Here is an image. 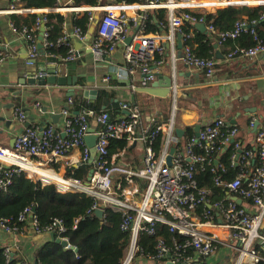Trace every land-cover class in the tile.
I'll return each instance as SVG.
<instances>
[{
	"label": "built area",
	"instance_id": "obj_1",
	"mask_svg": "<svg viewBox=\"0 0 264 264\" xmlns=\"http://www.w3.org/2000/svg\"><path fill=\"white\" fill-rule=\"evenodd\" d=\"M109 1L110 4L105 2L90 8L76 7L74 0H55L54 8L41 10L19 8L18 0H15L9 8L10 13H38L41 16L54 11L81 15L87 11L91 26L96 22L95 13L101 11L91 37L90 31L85 33L77 26H72L68 31L66 23L63 35L56 41H50L46 28L49 21L45 16L39 17L31 29L24 27L17 30L12 24V29L27 44V65L33 66L41 55L36 32L41 31L44 26L43 49H68L64 57L47 52L48 57L73 62L79 56L77 45L86 44L95 60H101L114 53L119 46H124L129 78H134L141 71L145 85L153 82L158 74L154 69L163 63L165 45L162 37L144 32L140 36L137 34L128 44L132 25L136 27L138 19L129 17L127 9L130 6L125 1ZM140 1L144 2L142 9L169 8L171 39L175 32L182 35V62L213 79L218 60L198 56L193 46L187 43L192 39L191 33L187 34L183 30L185 21L206 24L205 15L199 17L184 13L179 16L174 13L177 5L174 0ZM254 23L243 18L237 20L234 28L228 31H217L212 24L206 27L208 33L217 35L220 45L235 40L244 33L253 35L256 41L254 46L236 47L226 54L228 61L238 57L253 60L264 55V43L252 26ZM5 60L3 51L0 66ZM38 76L45 77V73L41 72ZM111 77L112 74L108 75L105 81H109ZM72 105L73 101L70 99L69 106ZM69 106L62 110L64 120L61 127L54 124L29 125L11 146L0 147V194L8 191L15 176L26 173L32 178H38L43 185H55L58 192H78L91 197L94 200L91 213L99 208L104 211V217L107 208L121 213L120 229L129 231L131 240L120 264H264V122L256 131L255 150L243 148L239 127L225 118H216L201 128L199 135L195 133L186 141L184 150L178 142L171 144L170 139H165L162 148L156 149V142L162 135L158 117L156 114L145 116L136 104L120 102V110L125 111V114L114 119L107 112L97 113L88 108L73 113ZM36 107L42 108L39 103ZM14 112L21 123L28 122V116L21 107H16ZM257 120H250L251 129H254ZM92 121L96 127L91 133ZM173 129L171 124L168 134ZM91 134L97 137L93 163L98 172L88 182L77 177H62L54 172L42 174L31 161V157L39 156L47 159L64 158L73 150H80L83 159L89 160L91 152L86 138ZM119 139L130 142L140 140L146 144L144 167L141 171L111 165V142ZM230 145L233 147L229 161L238 172L233 179L226 180V167L220 162L219 156ZM172 147L175 152L172 165H168L167 157ZM206 170L213 174L214 186L223 191L200 187L198 175ZM115 172L125 175L123 181H120L122 191L123 183L130 185L141 180V184H144L136 186L140 195L133 196L127 191L126 195L122 191H116L115 196L111 194ZM219 193L222 195L219 196ZM236 198L241 199L242 203L239 204ZM33 209L32 206L25 207L15 218L0 216V229L17 235L23 233L25 225L30 222L37 231L54 233L58 238L68 241L62 237L66 232L62 220L54 219L47 226L41 227ZM160 224L184 239L174 238L168 243L164 238L158 237L155 253H143L139 244L141 234L156 237ZM140 253L143 257L137 262ZM4 256L9 262L13 256L12 250L5 248Z\"/></svg>",
	"mask_w": 264,
	"mask_h": 264
},
{
	"label": "crops",
	"instance_id": "obj_2",
	"mask_svg": "<svg viewBox=\"0 0 264 264\" xmlns=\"http://www.w3.org/2000/svg\"><path fill=\"white\" fill-rule=\"evenodd\" d=\"M62 1L66 2L67 0ZM106 3L110 4V1L106 0ZM126 3L130 6L127 9L129 17L138 19V25L142 23L137 33L138 36L146 33L148 16H153V20L157 24L158 33L151 35L162 37L165 53L162 65L154 69V72L159 73L161 77L173 76L176 85H178L173 87L172 93L167 97H157L138 90L147 84L144 83L141 71H138L134 78H129L124 58V46H119L110 56L95 60L86 44H78L79 56L73 62H66L59 57H48L47 53H43L44 49L33 66L27 65V44L22 36L12 29L10 17L11 14L26 16L27 13H10L11 0H0V43H2L0 46L6 55L5 62L0 66V147L11 146L15 138L24 131L28 122L34 126L54 124L58 128L61 127L64 120L62 110L69 106L70 98L77 97L90 103L96 100L86 98L85 90L99 92L101 89H110L117 93L119 103H131L134 96L136 105L145 116L157 115L158 124L162 128L161 148L165 144V139H170L171 144L177 142L181 144L185 142L189 128L195 132L198 125L203 128L216 118H225L239 127L243 148L249 145L246 147L247 149L253 147L252 150H255L256 132L249 127V122L252 118L260 120V125L264 122V55L253 60L238 57L228 61L226 54L231 48L229 45L233 42H229V45L227 42L220 45L217 39L212 38L210 39L212 48L209 52L213 54V58L218 60V66L215 76L210 79L202 72L188 67L182 62V35L175 32L174 38L171 39L169 8L142 9L141 5L144 6V2L140 0L137 3ZM174 3L177 4L174 10L177 15L182 9H190L192 12L206 15L207 13H216L219 9L235 7L241 9V19L247 20L250 13L248 8L264 6V0H187L184 3L181 0H175ZM160 10H165V20L167 21L163 28L160 27L156 18L157 14L160 16ZM63 15L68 18L67 30L70 31L72 12H66ZM196 25V23H192V27L197 29ZM137 26L132 25L131 35ZM190 31L195 34L193 28H190ZM54 70L58 76H75L77 78L76 86L58 83L39 85L38 83L25 82L32 73L38 76L44 72L45 77H48L49 72ZM110 74H112L111 79L105 81V78ZM125 81L131 83V86ZM151 83L149 82L148 86ZM71 89H74L72 97ZM38 103L42 106L41 109L36 107ZM16 107H21L28 116L26 124L21 123L15 115ZM69 108L73 110L74 105ZM123 114L125 111H120L116 115ZM54 117H57L56 121L53 119ZM171 124L174 129L171 134H168ZM91 127L92 130L96 127L93 121ZM179 129L182 130V134L176 132ZM145 150L146 144L140 140L130 142L127 139H119L110 150V163L112 166L123 169L141 171L144 167ZM221 157L222 155L219 156V160ZM31 161L38 166V170L43 172H54L62 177H77L85 182L90 181L91 177L98 172L93 158L84 160L80 150H73L66 157L60 159H47L39 156L31 157ZM117 174L119 175L117 176ZM114 175L119 177L116 191L121 192L120 184L122 183L120 181H123L125 175L121 172H115ZM26 176L39 181L38 178H32L27 174ZM142 184L141 180L136 184L126 185L123 183L122 192L125 195L127 191L133 196H139L140 193L136 186H142ZM52 241L54 240L50 233L37 231L30 222L25 225L24 232L17 235L6 233L0 229V248H10L13 255L17 253V257L25 264H34L36 261L35 252Z\"/></svg>",
	"mask_w": 264,
	"mask_h": 264
},
{
	"label": "trees",
	"instance_id": "obj_3",
	"mask_svg": "<svg viewBox=\"0 0 264 264\" xmlns=\"http://www.w3.org/2000/svg\"><path fill=\"white\" fill-rule=\"evenodd\" d=\"M137 3L139 0H116V2ZM106 0H74V6H86L94 8ZM14 3V0H11ZM17 6L22 9H52L55 7V0H18ZM247 9V8H243ZM235 7H227L219 9L216 13H207L205 15L206 25H214L217 31H228L234 28L237 20L241 19L242 11ZM250 11L248 20L252 24L258 37L264 43V6L257 8H248ZM156 15L157 22L163 28L167 21L165 20V10H160ZM182 13H191L201 17L203 13L192 12L190 9L179 10L178 15ZM45 16L48 19L46 24L49 40L56 41L64 33L63 27L67 23L68 18L61 12L50 11L44 15L38 13H27L26 16L11 14L12 24L17 30L27 27L31 29L39 17ZM146 22V34L158 33L157 24L153 20V16H148ZM72 26L80 27L85 33H88L91 28L88 12L85 11L81 15L72 13L70 16ZM190 28L195 30V34L190 31ZM183 30L192 35V39L187 43L191 44L195 53L198 56L205 58H213L209 50L212 48L210 39H217L216 34L204 33L192 27L189 21L184 22ZM41 31L36 32L39 40ZM229 42H233L229 45ZM256 41L251 34H242L235 40H230L227 45L231 46L230 52L236 47H251ZM197 45V46H196ZM45 49V50H44ZM43 53L52 52L66 56L68 49L65 47H57L52 49L44 48ZM3 53L0 46V55ZM74 108L73 113H79L84 109H92L97 113L107 112L114 119L119 113L120 106L117 101V93L110 89H101L98 92L97 98L90 103L86 100L72 97ZM69 99V100H70ZM250 123V122H249ZM195 135L192 128H189L186 134V140ZM161 137L156 142V149L160 147ZM118 140H112L110 150L115 146ZM181 142V141H180ZM181 146V144H180ZM232 145L221 152L222 157L220 162L226 167L224 178L231 180L238 172L236 167L231 166L229 158L232 153ZM246 147H249L247 145ZM244 147V149H247ZM161 148V147H160ZM253 149V147H252ZM111 153V151H110ZM200 187L213 188L217 192L223 191L214 186L213 174L209 171H203L198 175ZM223 193V192H221ZM219 196L222 194H218ZM94 204V200L82 193L78 192H58L55 185H43L41 181H35L26 176L25 173L14 177L12 185L7 192L0 194V216L6 218H15L25 207L32 206L36 208L37 220L41 227L50 224L54 219L63 221L66 232L62 237L68 239L71 246L75 250L66 248L61 244L52 241L47 245L39 248L35 252L36 261L38 264H120L125 256L127 247L131 240L129 231H122L120 223L122 214L113 209H105V217L99 219L95 212L90 210ZM157 236H149L142 233L140 236V246L143 248V253H155V245L158 237L164 238L168 243H171L174 238L183 240L184 237L177 233L169 232L168 228L160 224L157 228ZM16 252V251H15ZM15 253L12 259L8 262L4 256V249L0 248V264H25ZM142 253L137 257V262L142 260Z\"/></svg>",
	"mask_w": 264,
	"mask_h": 264
},
{
	"label": "water",
	"instance_id": "obj_4",
	"mask_svg": "<svg viewBox=\"0 0 264 264\" xmlns=\"http://www.w3.org/2000/svg\"><path fill=\"white\" fill-rule=\"evenodd\" d=\"M101 17V11H97L95 13V19L96 22L94 23V25L91 26L90 28V34L89 37H91V34L95 31L96 28V23L97 21L100 19ZM142 26V23L139 24V26L136 28L135 32L127 39V43L130 44L132 42V40L134 39V37L137 35L138 31L140 30ZM197 29H199L201 32L207 33V27L204 23H199L196 25ZM45 31V27L43 26L41 28V33L39 36V48L41 51H43V43H42V35ZM156 80H154L150 86H148V84L144 87V88H139V91H142L144 93H148L150 95L153 96H157V97H167L170 93H172L173 87H176L178 85H176L175 83V79L173 76H167V77H161L159 76V73L156 75ZM76 81L77 78L75 76H58L56 70L49 72V76L48 77H41V76H36L33 73L30 75V78L27 79L25 82H29L32 84L38 83L39 85H47V84H55L58 83L60 85H66L68 84L69 86H76ZM125 83H127L129 86H131V83H128V81H125ZM23 84H25L23 82ZM70 94L71 97L74 96V89L70 90ZM98 91L97 90H85L84 91V96L86 98H89L90 100H95L97 97ZM132 104H136L135 100H134V96L132 97ZM57 117H54L53 119L56 121ZM30 122L27 123L26 126H29ZM260 125V120H257L254 126V131L256 132L258 129V126ZM202 126L198 125L195 128V133L196 135H199V132L201 130ZM93 132V130L91 131V133ZM176 132L178 134H182V130H176ZM86 142L88 147L90 148V152H91V158H95L96 156V142H97V137L94 134L89 135L86 138ZM175 152V148L172 147L170 149L169 152V156L167 157V163L168 165H172V156ZM236 201L241 204L242 200L239 198H236ZM34 212L36 213V208L34 207ZM96 216L99 219H103L104 218V211L102 209H97L95 211ZM51 237L52 239L61 244L62 246L66 247V248H70L75 250V247L71 246L69 241L61 239V238H56V235L54 233H51ZM34 264H38V261H35Z\"/></svg>",
	"mask_w": 264,
	"mask_h": 264
},
{
	"label": "rangeland",
	"instance_id": "obj_5",
	"mask_svg": "<svg viewBox=\"0 0 264 264\" xmlns=\"http://www.w3.org/2000/svg\"><path fill=\"white\" fill-rule=\"evenodd\" d=\"M174 2H175V0H174ZM181 2L182 3H184V2H187V0H181ZM193 10V9H192ZM185 145H186V141L185 142H183V143H181V148L184 150L185 149ZM119 174H117V176H118ZM116 175H114L113 177H112V190H111V194H113L114 196H115V192H116V183H117V181H118V179H119V177H117Z\"/></svg>",
	"mask_w": 264,
	"mask_h": 264
},
{
	"label": "bare ground",
	"instance_id": "obj_6",
	"mask_svg": "<svg viewBox=\"0 0 264 264\" xmlns=\"http://www.w3.org/2000/svg\"><path fill=\"white\" fill-rule=\"evenodd\" d=\"M171 5H172V3H171ZM40 173L45 174V175L49 174V173H46V172H43V171H41Z\"/></svg>",
	"mask_w": 264,
	"mask_h": 264
}]
</instances>
